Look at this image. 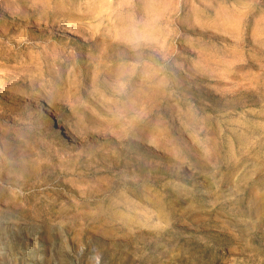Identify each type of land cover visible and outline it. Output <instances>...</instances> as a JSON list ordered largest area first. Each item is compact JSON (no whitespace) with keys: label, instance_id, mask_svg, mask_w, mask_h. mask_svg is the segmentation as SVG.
<instances>
[{"label":"rangeland","instance_id":"1","mask_svg":"<svg viewBox=\"0 0 264 264\" xmlns=\"http://www.w3.org/2000/svg\"><path fill=\"white\" fill-rule=\"evenodd\" d=\"M97 249L264 264V0H0V264Z\"/></svg>","mask_w":264,"mask_h":264},{"label":"clouds","instance_id":"2","mask_svg":"<svg viewBox=\"0 0 264 264\" xmlns=\"http://www.w3.org/2000/svg\"><path fill=\"white\" fill-rule=\"evenodd\" d=\"M91 264H103V254L100 250H94L90 257Z\"/></svg>","mask_w":264,"mask_h":264},{"label":"bare ground","instance_id":"3","mask_svg":"<svg viewBox=\"0 0 264 264\" xmlns=\"http://www.w3.org/2000/svg\"><path fill=\"white\" fill-rule=\"evenodd\" d=\"M9 13V12H8ZM18 13V12H17ZM13 15H15V14H13ZM11 16V15H10ZM21 16V15H20ZM43 19V18H42ZM8 21V20H7ZM97 24V23H96ZM46 25V24H45ZM59 25V24H58ZM68 25V24H67ZM76 27H77V25H76ZM76 27H75V31H76ZM79 27V26H78ZM85 27V26H84ZM59 28V27H58ZM86 28V27H85ZM67 29V28H66ZM87 29V28H86ZM34 30H36V29H34ZM39 30V29H38ZM42 30V29H41ZM50 30V29H49ZM52 30V29H51ZM74 30V29H73ZM90 30V29H89ZM78 31V30H77ZM54 32V31H53ZM85 32V31H84ZM93 33V32H92ZM94 34V33H93ZM48 41V40H47ZM119 43V42H118ZM121 44H123V43H121ZM4 75V74H3ZM74 80V79H73ZM2 85V84H1ZM122 86H124V85H122ZM125 101V100H124ZM123 101V102H124ZM116 103V102H115ZM50 111V110H49ZM97 113V112H96ZM124 114V113H123ZM100 115V114H99ZM130 119V118H129ZM139 119V118H138ZM129 121V120H128ZM137 121V120H136ZM139 121V120H138ZM115 122V121H114ZM61 125V124H60ZM59 125V126H60ZM63 125V124H62ZM63 127V126H62ZM125 129V128H124ZM70 131V130H69ZM65 132V131H64ZM72 132V131H71ZM73 133V132H72ZM75 135V134H74ZM98 135H99V133H98ZM69 136V135H68ZM89 136V135H88ZM71 137V136H70ZM78 138V137H77ZM80 140V139H79ZM129 166V165H128ZM125 186V185H124ZM149 209V208H148ZM3 224V223H2ZM119 228V227H118ZM101 231V230H100ZM98 232V231H97ZM126 236V235H125ZM26 237V236H25ZM120 238V237H119ZM124 238V237H123ZM6 239V238H5ZM12 239V238H11ZM16 239V238H15ZM2 240V239H1ZM8 245H10V244H8ZM64 245V244H63ZM81 248V247H80ZM1 251V250H0ZM2 256H4V255H2ZM74 256V255H73ZM1 257V256H0ZM74 259V258H73ZM2 260V259H1ZM66 260V259H65ZM77 261V260H76Z\"/></svg>","mask_w":264,"mask_h":264}]
</instances>
